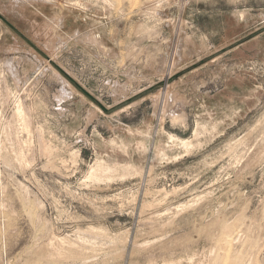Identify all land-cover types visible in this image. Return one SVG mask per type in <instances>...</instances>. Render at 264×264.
Segmentation results:
<instances>
[{"label":"rangeland","instance_id":"1","mask_svg":"<svg viewBox=\"0 0 264 264\" xmlns=\"http://www.w3.org/2000/svg\"><path fill=\"white\" fill-rule=\"evenodd\" d=\"M0 264H264V0H0Z\"/></svg>","mask_w":264,"mask_h":264},{"label":"bare ground","instance_id":"2","mask_svg":"<svg viewBox=\"0 0 264 264\" xmlns=\"http://www.w3.org/2000/svg\"><path fill=\"white\" fill-rule=\"evenodd\" d=\"M77 6V5H76ZM20 107H21V105H20ZM18 110H20V108L18 109ZM21 111V110H20ZM17 112H19V111H17ZM19 113H21V112H19ZM23 114V113H22ZM25 126H27V125H25ZM172 138V140H176V139H174L173 137H171ZM190 142V141H189ZM188 141H183L182 142V144L186 147V148H188L189 146H190V143H189ZM100 169V168H99ZM92 170H93V168H92ZM98 173V172H97ZM220 241V240H219Z\"/></svg>","mask_w":264,"mask_h":264}]
</instances>
